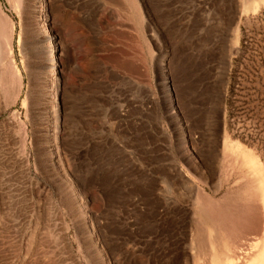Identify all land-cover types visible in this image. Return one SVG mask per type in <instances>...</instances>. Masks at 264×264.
Wrapping results in <instances>:
<instances>
[{"label": "rangeland", "instance_id": "1", "mask_svg": "<svg viewBox=\"0 0 264 264\" xmlns=\"http://www.w3.org/2000/svg\"><path fill=\"white\" fill-rule=\"evenodd\" d=\"M36 1L0 0V264H196L212 250L200 234L215 233L198 193L217 201L242 183L224 141L264 177V6L45 0L40 21ZM42 21L59 55L56 107ZM233 70L236 129L253 144L228 127ZM257 192L248 207L261 216Z\"/></svg>", "mask_w": 264, "mask_h": 264}, {"label": "bare ground", "instance_id": "2", "mask_svg": "<svg viewBox=\"0 0 264 264\" xmlns=\"http://www.w3.org/2000/svg\"><path fill=\"white\" fill-rule=\"evenodd\" d=\"M16 1L17 3L21 2V0ZM242 2L243 6H245L247 10H252L254 12L264 6V0H242ZM46 6L47 3L45 0L36 1L35 11L40 18V21L46 20ZM1 25L4 30L3 39L5 43V51L9 55H11V37L14 31V25L9 21L8 16L5 14L4 19H2ZM44 26V37L46 41V43H44L46 44L45 48L47 52V65L49 68L47 79L49 82L51 81V87L49 89L48 96L53 101V105H58L56 94L58 92L57 78L59 73V55L54 36L50 28L47 26L46 22L44 23ZM53 150L55 151V148H53ZM223 151L235 156V159L233 160L234 165L233 167H231L232 169H230V174L234 171L232 175H234L238 179L240 178L239 180L242 179V183L236 189L234 187L235 190L233 191V193L237 192L236 195H228L232 190L230 189L227 196L223 195L224 198H217V201L215 200L216 198L213 200L210 197L199 194L200 192L198 193V207L200 209V212L213 227L215 233H210V236L206 238L207 240H205L206 235L204 236L203 234H200L201 237H199L200 239L198 240L199 250L202 251V249H205L207 244L212 247V250L210 251V253L202 252L201 255L199 254L197 258L198 262L196 264H264V205L262 208L263 214L261 216L257 215L254 211L257 209L256 207V209L248 207L250 206L251 201L254 200V194L257 192L254 191L255 193L253 194L252 190L249 191V188H259L258 190L261 191L260 197L264 201V177L259 167L257 166V162L255 161L251 151L243 148L241 143H228L227 141H224ZM228 158L229 156L227 157V159ZM214 173L212 174V176L214 175ZM239 180L236 181L240 182ZM259 191L257 192L258 195ZM198 228L202 227L199 226ZM244 247H247L249 249H246ZM100 249H102V247ZM248 250L251 251L248 253ZM207 257L209 258L208 262L206 260Z\"/></svg>", "mask_w": 264, "mask_h": 264}, {"label": "trees", "instance_id": "3", "mask_svg": "<svg viewBox=\"0 0 264 264\" xmlns=\"http://www.w3.org/2000/svg\"><path fill=\"white\" fill-rule=\"evenodd\" d=\"M236 84H237V75L236 71L233 70L231 74V83L229 87V93L227 96V107H228V127L231 131H235L234 137L238 138L246 143L253 144L250 139H252V134L248 131L249 129L245 128L241 131V128L236 129V124L238 122V117L240 114V109L242 106L237 105L236 96ZM245 103V102H244ZM257 113L255 114V116Z\"/></svg>", "mask_w": 264, "mask_h": 264}]
</instances>
